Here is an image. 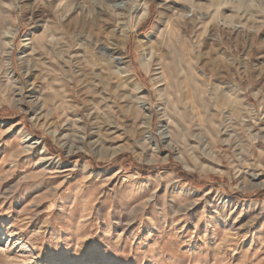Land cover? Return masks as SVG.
Returning <instances> with one entry per match:
<instances>
[{
	"label": "clouds",
	"instance_id": "1",
	"mask_svg": "<svg viewBox=\"0 0 264 264\" xmlns=\"http://www.w3.org/2000/svg\"><path fill=\"white\" fill-rule=\"evenodd\" d=\"M261 33L264 0H0V109L20 117L0 144L24 145L0 178V215L71 174L32 169L69 162L82 177L47 189L60 206L43 224L38 197L0 225V249L33 256L92 233L126 264H264Z\"/></svg>",
	"mask_w": 264,
	"mask_h": 264
},
{
	"label": "rangeland",
	"instance_id": "2",
	"mask_svg": "<svg viewBox=\"0 0 264 264\" xmlns=\"http://www.w3.org/2000/svg\"><path fill=\"white\" fill-rule=\"evenodd\" d=\"M206 2V0H203ZM143 27V25H141ZM264 35V33H261ZM199 75V73L197 74ZM99 107V105H98ZM6 109H0V132H6L8 128H11L13 125L19 126L20 117L15 114H6ZM15 128L12 129V132H15ZM12 132H6L4 136L5 140L11 141L12 139ZM120 146V145H114ZM24 145H17L16 148H8L6 145L0 144V178H2L6 173L12 171L11 167L9 166L6 161L8 158L13 156V153L16 152L18 149L23 148ZM264 151V149H261ZM32 159H39L37 154V149H33L31 152H22L18 157L17 160L22 163H31ZM205 168L213 167V165L204 163L203 165ZM74 167L73 163L65 162L62 167H55L50 166L47 169L43 167H38L36 169H32L31 173L34 175L37 172H51V173H71L67 179L61 175H54L42 178L43 183L42 186L39 187L38 190L34 188H29L30 195H28L24 199L14 198L7 203H4L2 207L4 208V214L0 215V225H7L12 223L14 220L19 218V213L25 209L26 205H29L32 201L36 200L38 197H44L42 202L39 206V211L41 213L40 217H38L40 224H43L44 221L50 216L55 215L57 212V208L60 206V201L57 200L54 203L50 202L51 197L44 196L45 192L49 187L56 186L58 191H62L63 188L69 184L74 183L76 180L81 179L82 177L78 176L75 172H72V168ZM103 165H94L93 166V179H96V169H102ZM218 171L223 173L225 168L222 166L218 168ZM114 173L113 172H105L103 175L100 176V184L98 185L99 188L102 190L107 188L109 185L105 184L104 181L108 180L110 183H114ZM241 177H244L243 173H241ZM23 179L22 176L19 174L12 175L8 178V180L4 181V187H9L12 184L21 181ZM223 179V176L220 177ZM216 177H212V182H215ZM31 183V182H28ZM96 185H93L92 189L88 192V199H95L99 193L96 192ZM69 193H64L63 199H67L69 197ZM74 198V197H73ZM102 198V196H101ZM199 207V206H198ZM243 207V205H241ZM11 211L12 215L9 216L8 213ZM194 212L196 210H193ZM248 217L245 216L242 218L247 219ZM261 222L258 221L257 224L259 225ZM40 224H37L36 221L32 222L33 231H40ZM178 227H185V231H192L193 225H183L181 221ZM49 231L51 232V226H49ZM143 235H148L149 233L145 232L143 228L140 229ZM83 247H81L80 241L78 240L76 243L64 247H49L47 243H45L41 247V250L34 253L33 256H27L26 254H19V255H7L3 249H0V264H126L124 256L126 253L123 249L119 251H109L105 252L98 244L90 243L93 239L92 233H87L83 238ZM251 237L246 239L243 242V249L247 251L249 247H251ZM79 249V252L76 250ZM33 257H36L34 259ZM237 257H239V252H237ZM131 259V257H129ZM238 264V261H237Z\"/></svg>",
	"mask_w": 264,
	"mask_h": 264
}]
</instances>
